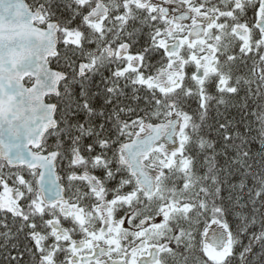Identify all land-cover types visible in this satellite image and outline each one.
I'll list each match as a JSON object with an SVG mask.
<instances>
[{
    "label": "snow or ice",
    "instance_id": "obj_1",
    "mask_svg": "<svg viewBox=\"0 0 264 264\" xmlns=\"http://www.w3.org/2000/svg\"><path fill=\"white\" fill-rule=\"evenodd\" d=\"M0 264H264V0H0Z\"/></svg>",
    "mask_w": 264,
    "mask_h": 264
}]
</instances>
